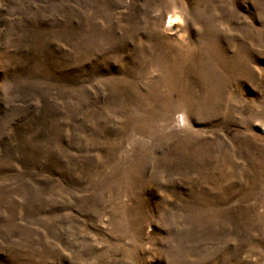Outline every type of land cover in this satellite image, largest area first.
<instances>
[{
	"label": "rangeland",
	"instance_id": "1",
	"mask_svg": "<svg viewBox=\"0 0 264 264\" xmlns=\"http://www.w3.org/2000/svg\"><path fill=\"white\" fill-rule=\"evenodd\" d=\"M0 264H264V0H0Z\"/></svg>",
	"mask_w": 264,
	"mask_h": 264
},
{
	"label": "bare ground",
	"instance_id": "2",
	"mask_svg": "<svg viewBox=\"0 0 264 264\" xmlns=\"http://www.w3.org/2000/svg\"><path fill=\"white\" fill-rule=\"evenodd\" d=\"M175 20H176L175 17L169 16L168 21H167V24H168L169 28H173V24H174Z\"/></svg>",
	"mask_w": 264,
	"mask_h": 264
}]
</instances>
